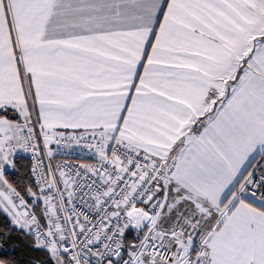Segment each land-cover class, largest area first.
<instances>
[{
	"label": "snow or ice",
	"instance_id": "obj_1",
	"mask_svg": "<svg viewBox=\"0 0 264 264\" xmlns=\"http://www.w3.org/2000/svg\"><path fill=\"white\" fill-rule=\"evenodd\" d=\"M0 213L45 264H264V0H0Z\"/></svg>",
	"mask_w": 264,
	"mask_h": 264
},
{
	"label": "trees",
	"instance_id": "obj_2",
	"mask_svg": "<svg viewBox=\"0 0 264 264\" xmlns=\"http://www.w3.org/2000/svg\"><path fill=\"white\" fill-rule=\"evenodd\" d=\"M15 160L17 169H9L7 178L24 193L27 186H33L30 178L31 165L24 155H16ZM10 227L9 219L0 213V236L7 234L6 240H0V259L15 262V264H45L47 261L45 251L34 248L31 237L19 229L6 233L5 230Z\"/></svg>",
	"mask_w": 264,
	"mask_h": 264
},
{
	"label": "built area",
	"instance_id": "obj_3",
	"mask_svg": "<svg viewBox=\"0 0 264 264\" xmlns=\"http://www.w3.org/2000/svg\"><path fill=\"white\" fill-rule=\"evenodd\" d=\"M36 131L38 133L39 129H36ZM89 142L91 141L89 140ZM54 146H55L56 154L60 157V159L54 160L52 157L51 160H49L46 156H43L42 153V158L44 159L45 165L51 163L52 166L55 167L57 164H68L70 166H74L77 168L79 167L80 164H91L94 166H98V157L95 156L94 150L84 147L83 144L81 145L72 144L71 146H67L65 142V143H61L60 145L54 144ZM41 147H42V141H41ZM23 153L32 168L33 160H32L31 152L29 151L26 153L23 151ZM260 161H261V157H259V159L252 164L251 171L253 169L259 168ZM31 168H30V178L32 180L35 190H38V188L35 186V177L31 173ZM257 174L259 175V172H257ZM28 199L30 200L31 198ZM248 199H250L254 203L260 204L259 200L253 199L250 195ZM77 208L87 211V209H85L83 205H81L80 203H77ZM42 209H43L42 201L37 202L33 206V210L39 213H42Z\"/></svg>",
	"mask_w": 264,
	"mask_h": 264
},
{
	"label": "crops",
	"instance_id": "obj_4",
	"mask_svg": "<svg viewBox=\"0 0 264 264\" xmlns=\"http://www.w3.org/2000/svg\"><path fill=\"white\" fill-rule=\"evenodd\" d=\"M149 51H150V49H149ZM138 71L139 72H141V74H142V69H138ZM37 129H39L38 128V126H37ZM62 131H66V132H68V131H72V130H62ZM66 145H67V143H66ZM68 146V145H67ZM50 147H51V149H52V152H53V159L54 160H57V159H60V157L56 154V150H55V146H54V144H52V145H50ZM22 155V154H24L23 153V150H17V153H16V155ZM259 155H257V156H255L254 157V160H252V161H250V166L249 167H246V171H251V167H252V164L255 162V161H257L258 159H259ZM9 169H11V168H9ZM9 169L7 170V171H9ZM252 203H254L253 201H252ZM254 204H256V203H254ZM257 206H259L260 204H256ZM9 219V218H8Z\"/></svg>",
	"mask_w": 264,
	"mask_h": 264
},
{
	"label": "rangeland",
	"instance_id": "obj_5",
	"mask_svg": "<svg viewBox=\"0 0 264 264\" xmlns=\"http://www.w3.org/2000/svg\"><path fill=\"white\" fill-rule=\"evenodd\" d=\"M21 155V154H20ZM23 155V154H22Z\"/></svg>",
	"mask_w": 264,
	"mask_h": 264
}]
</instances>
